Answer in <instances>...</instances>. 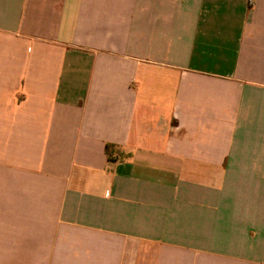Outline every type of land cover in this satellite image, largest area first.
I'll list each match as a JSON object with an SVG mask.
<instances>
[{"label": "crops", "instance_id": "0c3cea01", "mask_svg": "<svg viewBox=\"0 0 264 264\" xmlns=\"http://www.w3.org/2000/svg\"><path fill=\"white\" fill-rule=\"evenodd\" d=\"M0 264H264V0H0Z\"/></svg>", "mask_w": 264, "mask_h": 264}]
</instances>
